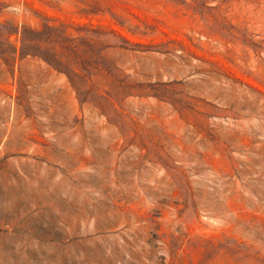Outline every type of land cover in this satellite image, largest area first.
I'll return each instance as SVG.
<instances>
[{"label": "rangeland", "instance_id": "rangeland-1", "mask_svg": "<svg viewBox=\"0 0 264 264\" xmlns=\"http://www.w3.org/2000/svg\"><path fill=\"white\" fill-rule=\"evenodd\" d=\"M0 264H264V0H0Z\"/></svg>", "mask_w": 264, "mask_h": 264}]
</instances>
